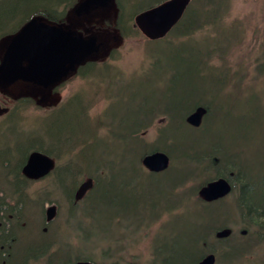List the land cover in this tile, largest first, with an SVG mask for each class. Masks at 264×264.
I'll return each instance as SVG.
<instances>
[{
	"label": "rangeland",
	"instance_id": "obj_1",
	"mask_svg": "<svg viewBox=\"0 0 264 264\" xmlns=\"http://www.w3.org/2000/svg\"><path fill=\"white\" fill-rule=\"evenodd\" d=\"M11 1L7 2L12 5ZM192 11L190 22L181 30L188 37L167 38L164 45L176 41L170 46L149 44L141 34L124 39L117 36L118 32L115 35L116 12L115 15L111 12L108 18L95 19L89 27L113 36L109 45L111 51L115 50L112 59L107 55L101 58L108 61L109 80L113 79V83L99 81L98 75L85 81L70 75L59 88L57 99L51 93L48 96L49 92L37 93L38 100L48 96L47 103L20 104L22 119L9 121L10 128L6 130L1 124L3 118L0 119V200L11 207L15 256L29 254L30 264L69 261L74 264L77 257L90 258L95 264H153L159 253L154 248L159 246L170 264H188L191 259L185 258V250L192 253V258L199 256V251H191L195 235L189 238L196 230L187 216L188 209L185 215L176 211L180 207L185 209L184 204L195 193L199 181L192 185L184 183L192 176L200 179L202 175H192L182 167L191 165L178 158L180 152L189 153L191 146L201 141L209 142L210 146L202 144L200 149L208 150L219 143L224 154L233 152L235 147L241 152L245 173L254 183L259 182L264 174V0H198ZM96 72L104 73L100 69ZM115 73L121 80L118 87ZM134 77L138 79L132 81ZM134 84L132 99L112 100L119 87L122 91L124 85ZM3 96L0 95V100H4V108L14 110L18 105L15 99ZM77 99L79 103L73 102L60 114L57 112L62 105ZM88 102L91 104L86 119L82 112ZM199 102L210 108L209 120L201 133L184 123V116L194 111L191 109ZM50 104L59 107L50 108ZM52 113L58 115L51 117ZM162 113L169 115L170 121ZM154 114L157 115L154 122L138 136L149 151L158 148L157 151L165 152L162 146L167 154L170 152L174 163L170 172L146 177L141 165L135 173L129 167L110 168V178L99 181L100 192L95 195L97 189L93 190L84 202L75 205L73 195L87 179L84 171L77 169L79 159L80 167L89 169L95 163H105L107 156L115 158L129 152L137 155L142 146L129 135L131 127L137 120H146ZM95 122L109 127L99 133ZM161 129L165 138L173 139V145L163 144ZM109 130L112 133L118 130L121 140L107 137ZM93 134L98 137L83 150L71 147L68 142L65 146L54 145L49 156L59 153L62 156L56 159V173L46 180L28 184L21 175L14 178L30 146L36 142L46 149L50 139L60 141L72 136L70 144H75ZM67 166L71 169L62 170ZM142 170L150 175L146 169ZM213 174L216 175L210 170L205 178ZM19 184L24 193L15 192L13 185ZM235 201L236 195L226 198L212 224L225 222L228 207ZM51 206L56 207L57 214L48 224L45 211ZM115 216L119 219L115 220ZM242 216H247L246 212L237 211L227 222L236 235L249 227ZM224 244L211 245L217 248ZM254 256L248 264H255ZM227 259L218 258L217 264H243L234 254L232 262Z\"/></svg>",
	"mask_w": 264,
	"mask_h": 264
},
{
	"label": "water",
	"instance_id": "obj_2",
	"mask_svg": "<svg viewBox=\"0 0 264 264\" xmlns=\"http://www.w3.org/2000/svg\"><path fill=\"white\" fill-rule=\"evenodd\" d=\"M190 3L191 0L166 1L152 10L142 12L135 18V24L150 40L164 39L183 18ZM116 10V0H79L68 12L65 22L54 23L47 17L34 16L19 32L2 37L0 92L15 100L32 97L37 104L47 103L51 90L68 80L70 75H75L80 66L90 61H99L110 53L112 34L108 31L98 32L89 26L95 19L108 18L111 12L115 15ZM117 36L115 40H118ZM37 93H48V96L38 100ZM206 112L205 108L200 107L189 115L187 122L200 127ZM28 159L22 169L28 180H41L54 170L55 161L44 153L34 152ZM142 164L152 173L159 174L170 168V156L161 151L154 152L148 154ZM93 187V179L85 180L77 188L75 200L83 201ZM231 191V183L224 178L209 183L199 194L203 200L211 203L225 198ZM46 212L47 221L51 222L57 214L56 207ZM228 233L226 230L218 233V236L227 237ZM198 264H216V258L210 254Z\"/></svg>",
	"mask_w": 264,
	"mask_h": 264
},
{
	"label": "trees",
	"instance_id": "obj_3",
	"mask_svg": "<svg viewBox=\"0 0 264 264\" xmlns=\"http://www.w3.org/2000/svg\"><path fill=\"white\" fill-rule=\"evenodd\" d=\"M7 1L8 0H0V40L4 36L12 35L13 33L19 32L21 30V28L23 27V25L26 24L31 19H33L34 16H42L44 18L47 17L50 21H52L54 23L64 22L66 19L67 12L72 7H74L79 0H12L13 1L12 5L10 4V2H7ZM163 1H165V0H117L116 4H118V18L116 20L115 25H116V28L119 30L120 35L123 36L124 38L138 37L140 32L138 31V29L136 28V26L134 24L135 17L138 14H140L142 11H144L146 9H150L153 6H156L158 4H161V3H163ZM197 1L198 0H196L195 4L194 5L192 4L191 7L188 9L187 14L185 15V18L182 21L184 23V25H182V27L183 26L185 27V25L190 22V16L193 13L192 10L194 9ZM186 35H187V33H182L181 36L184 37ZM186 37H188V36H186ZM168 38H171V35ZM163 43L164 42H162L160 44L164 45ZM165 45L170 46V45H175V44L169 42ZM156 63H157V61L155 62V64ZM150 65H153V63H151ZM98 69H100V71L102 70L104 73H101L99 75L96 72ZM109 70L110 69H109V66H107V64L98 65L95 63H90L88 66L81 68V71H82L81 76L83 77V79H88L90 75H93V77L94 76L96 77L98 75L97 76L98 79L105 81V80H109V78L111 76V73ZM117 76H118V74H116L115 78H114L115 81H118L115 87H118L119 82H121L120 78ZM131 79L133 81L134 79H138V77H134ZM109 82L113 83V79L111 81L109 80ZM111 86L113 87V85H111ZM135 87H136L135 84L132 86L124 85L122 91L119 89L121 87H119L117 89L119 92L116 94H114V93L112 94L113 95L112 100H114V102L115 101L116 102H122L124 100L132 99L133 98V92H131V91L132 90L134 91ZM110 94H111V92H110ZM76 103H79V101H76ZM70 104H71V102L65 106H70ZM200 106H202L208 110L207 116L205 117L206 122H207V119L209 120L208 117L210 115V108L208 107V105L205 102L197 103L191 110H195ZM89 107H90L89 104H87L85 107H83L84 111L82 113L86 119L89 116V113H88ZM147 112H149V111H147ZM58 113L60 114V110ZM58 113H54V114L58 115ZM162 115L167 116L168 120H169V117H170L169 115H167L166 113H162ZM156 116L157 115L154 114V115H151V117L146 118V120L139 119L136 121V124L131 127V131L129 132V135L133 139H138V142L142 146V148L139 150L137 155L134 154L133 152H129L126 155L123 154V155L115 157V158H111V157L107 156L105 163H102V164H96L95 163L94 165L91 166L92 168H89V169H87V167H86V165H87L86 162H84V166L86 168L80 167L81 158L79 159V166H77L78 167L77 169L84 171L82 173H85L87 175V177H91V178L96 179L95 190L97 189L96 190L97 192L94 190L96 192V194L94 193L95 195H97L100 192L98 190L99 188H97L99 181L106 182L107 178L109 177L110 168L127 170V167H129L130 170L133 173H135L137 167H140V165H141L140 170L143 173V175H145L146 177L150 176V175L147 176L146 174H144V172L142 170L143 168H142L141 161L145 155H148V152H152L154 150L149 151V149H146V147L141 142L140 137L138 135H140V133H141L140 131L147 129V127H149L154 122L153 120L155 119ZM95 123H96V129L98 130L99 133L103 130V128L107 127V129H108V127H109L105 123H104L105 125L101 122H95ZM184 123H185V127L189 128V129L191 128L187 124L186 115L184 116ZM108 124H110V123H108ZM122 126L123 125H119L120 128H122ZM125 128H122V129H125ZM163 129L160 130L162 137H164L163 131H162ZM191 129H193V128H191ZM204 130H205V128H204ZM111 131L110 130L107 131V133H106L107 137H109L112 140H115V138H116L120 141L121 139H119L120 135L118 133V130L117 131L114 130L113 131L114 134ZM196 131H199V130H196ZM31 137H33V136H31ZM65 137H66V141H65ZM65 137L61 138L60 141H58V140L54 141V140L50 139L49 143L50 142L51 143L47 144L48 148H46V149H44V147H42L41 144H39V146L38 145H32V146H30V148L32 150H36V151H43L49 155L51 153L50 149L53 148L54 145L59 144L61 146V144H63V146H65L64 143L66 144L68 142L71 147L73 146L74 148L75 147L81 148L80 150H83V148H85L87 146V143L93 142L95 140V138L98 137V134H93V136L89 137V139L83 140L80 143L76 142L75 144H70L72 136L71 137L65 136ZM197 137H199V136H197ZM162 142H164L163 144H165L167 146L174 144V141L171 138L167 139L164 137ZM36 144H38V143L36 142ZM51 144H53V145H51ZM202 144H203V146L208 144L206 147L210 146L209 142H203V141L197 142L191 146V148H190L191 150H189V153L186 152L185 150H183L182 152H180V155L178 156V158L181 159L183 162H189V164L191 166L184 165V167H185V169H189V171L192 172V175H195L196 173H200L203 176L204 174H206L207 170H211L212 172L216 173V175H214L213 178H208L203 182H202V179L200 178L201 180L199 182V185L196 186L197 187L195 190L196 193H194L193 196H191L189 198V200L186 201L187 205L184 204L185 209L183 210V208H181V207L179 208L182 215L183 214L185 215V212L187 211V209L189 210V214L187 216L193 220L192 225L196 230V233L191 234L189 236V238L191 240L192 237H194V235H195L194 239L191 240V242L193 244V246L191 247V251H195V250L199 251V256H197L195 258H192L193 255L189 250H185L184 255H185L186 259H191V261L188 264L197 263L207 253H215L221 259L223 257L228 258V259L231 258L230 262H232V260H234V259H232L233 258V253H232L233 247H231V246L225 247L226 242L228 240H231L232 238L228 239L227 241L224 240V241H226L225 245H222L218 249L217 248L215 249L211 245L213 243L218 242V240L220 242H223V240L216 237V233L220 230L228 229V225H227L228 221L226 223L223 222L220 225L218 223L216 224V222L214 224H212V221H214L213 217L215 216V213L218 211L219 206L216 203L215 204L203 203V201L201 200V198L199 197V194L197 192L199 189H201L208 182L213 181V179H217V178H221V177L222 178L225 177V178L231 179V180H233L235 178L241 179V180H243L242 182H244L245 187L247 185L246 183H248L249 181L247 179L245 181V176L247 174L244 171L245 167L243 165V160H241V152L236 151L235 147H234L233 152H230L228 154H224V152H222V150H221V146L219 143L212 144L210 149H208V150L200 149V148H202L201 147ZM173 147L174 146H172V149H173ZM157 149H155V151H157ZM161 149L164 150L166 153H168L166 148L164 149L161 146ZM68 150H69V147L66 146V151H68ZM200 150H201V152H199ZM26 156L24 158L25 160H26ZM61 156H62V154L59 153V154L55 155L54 157L60 159ZM25 160H24V162H25ZM66 168H70V166H67L62 170H69ZM237 171H241L242 173H236L235 177H231L232 174L237 172ZM198 179L199 178H197L196 176H192V178L189 179V183L192 185ZM261 184L262 183H259V185L255 186V187H246V188L243 187L242 188V192H243L244 196L246 195V193H248L246 201L251 200L253 202H259V201L264 200V186ZM13 186H14L13 188H15V190H16L15 192L20 193V191H23L20 184L19 185H13ZM178 189H180V188H178ZM195 194L198 195V199H197ZM95 195L93 197H95ZM239 200L242 201L243 198H240ZM2 204H4L3 200H0V208L3 207ZM188 206H189V208H188ZM239 207L241 209H244V208L245 209L248 208L249 210L252 209L251 204H247V208L244 207V205L239 206ZM259 211L260 210L258 209L257 213ZM176 213L180 214V212H178V211H176ZM117 217H119V216H117ZM1 218L2 217H0V219ZM183 222H186V221L184 220ZM187 222L192 223L191 221H187ZM262 223L263 222L258 221L257 224H262ZM15 239L16 238L12 237V235L11 236L4 235L3 238L0 239V247L5 246V251L7 252L8 247L10 245L12 247L14 246ZM5 251H4V253H6ZM62 255H64V254H62ZM0 256L2 257L1 249H0ZM3 257L5 259H3V260L0 259V264H2V261H6V259L9 258L8 256L5 257V255ZM25 257L26 256L24 254H22V255H20V257H18L19 259L16 258V261L14 258L12 259L10 257L9 260L10 259H12V260H11V262L9 261V264L10 263L11 264H24V263H26ZM164 261H165V264H170L168 261H166V260H164ZM66 264H68V262H66Z\"/></svg>",
	"mask_w": 264,
	"mask_h": 264
},
{
	"label": "flooded vegetation",
	"instance_id": "obj_4",
	"mask_svg": "<svg viewBox=\"0 0 264 264\" xmlns=\"http://www.w3.org/2000/svg\"><path fill=\"white\" fill-rule=\"evenodd\" d=\"M94 63H96L98 65H101V64L105 63V60H100L99 62H94ZM86 66H88V64ZM81 75H82V71H81V67H80L79 68V72L75 75V77H82ZM59 88L60 87H58V89H55V90L50 92L52 94V96H55L57 98V96L59 95V93H58ZM8 99H11V98L8 97ZM25 100H27V99L14 101L15 104L16 103L18 104L14 110H10V109L4 108V106H3L4 105V100H2V101L0 100V119L3 118V121L1 122V124H3L4 130L9 128L8 127L9 119H13V117L16 118V119L17 118L21 119V116H20L21 115L20 114L21 109L19 108V106ZM52 105L53 104H50V108H55V107H52ZM30 154H31V152L26 156V161H25V164L22 166V168L27 164V162L29 160L28 157H29ZM8 161L10 162V160H7V165H8ZM22 168H21V176H22ZM54 173L55 172H53L52 174H54ZM236 173H242V172L241 171H237V172L232 174V177H235ZM46 178H49V177H45V178L41 179V181L46 180ZM23 180L27 181L28 184H30V183L38 184V183L41 182V181H39V182L28 181L26 179H23ZM233 181L235 182L234 186L236 188V193L238 194V197H237V200H236L237 206L239 207V206L244 205V207L247 208V204H251L252 205V209H250V210L248 208L247 209H245V208L241 209L239 207L240 208L239 211L244 210L246 212L247 216H242V217L244 218V220L248 221L247 224L249 225V227L251 226L255 230H253V231L244 230L246 232H241L240 234H237V235H231L232 237L234 236L235 240L233 242L228 243L226 246L233 247L232 253L236 257L242 258L240 260L242 262H244V263L249 262V260H251L250 257L255 255L254 257H255V260H256L257 264H264V200L259 201V202H253L251 200H247L246 201L248 193H246V195L244 196V194L242 192L243 186L241 185V182L243 180L235 178V179H233ZM22 190H24L23 186H22ZM240 198H243V200L242 201L239 200ZM224 200L218 201V204L224 205L223 204ZM3 203H4V204H2L3 207L0 208V217H2L0 219V239L3 238L4 235H8V236L12 235V237H14V235H13V224H12V214H9V212L11 211V207L8 204H6L5 202H3ZM258 209L260 211L257 213ZM258 221L263 222V223L262 224H257ZM14 247L15 246L12 247L10 245L8 247L7 252H6L5 251V246H1L0 247L1 251H5L6 252V253L3 254V256L5 255V257L8 256L9 258L11 257L12 259L13 258L14 259L18 258V256H15V252L12 251V249H14ZM9 258L6 259V261H2V264H9V261L11 262V260H12V259L9 260ZM25 262H26V264H30L31 263V258H29V257L25 258Z\"/></svg>",
	"mask_w": 264,
	"mask_h": 264
},
{
	"label": "bare ground",
	"instance_id": "obj_5",
	"mask_svg": "<svg viewBox=\"0 0 264 264\" xmlns=\"http://www.w3.org/2000/svg\"><path fill=\"white\" fill-rule=\"evenodd\" d=\"M246 179L249 181L248 183H246V184H247L246 187H255V186H257V185L259 184V183H254V182H252V181H251V178H250L248 175L245 176V180H246ZM241 185H242L244 188H246L244 182H241Z\"/></svg>",
	"mask_w": 264,
	"mask_h": 264
}]
</instances>
